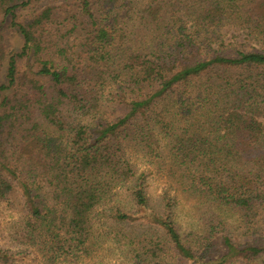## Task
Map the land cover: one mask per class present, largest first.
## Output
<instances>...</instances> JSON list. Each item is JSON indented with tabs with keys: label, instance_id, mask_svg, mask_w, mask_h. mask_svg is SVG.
Returning <instances> with one entry per match:
<instances>
[{
	"label": "trees",
	"instance_id": "1",
	"mask_svg": "<svg viewBox=\"0 0 264 264\" xmlns=\"http://www.w3.org/2000/svg\"><path fill=\"white\" fill-rule=\"evenodd\" d=\"M2 204L0 264H264V0H0Z\"/></svg>",
	"mask_w": 264,
	"mask_h": 264
},
{
	"label": "rangeland",
	"instance_id": "2",
	"mask_svg": "<svg viewBox=\"0 0 264 264\" xmlns=\"http://www.w3.org/2000/svg\"><path fill=\"white\" fill-rule=\"evenodd\" d=\"M45 1V0H44ZM12 32L9 33V35ZM224 39L226 41H239L243 42V34L239 29H233L231 27H226L223 29ZM8 44L10 47H19L21 44L20 39L15 34L9 36ZM143 164L139 165V169H143ZM149 172H146V189L147 194L150 198L151 204H155L157 202L158 196L164 191L169 190L173 193L172 184L170 181L165 178L163 175L155 171V169H148ZM181 210H186L180 205ZM10 209L4 207V205H0V245L3 247H10L12 250H17L18 246L12 242L10 239V222L16 218V214ZM98 248L91 255H84L78 258L77 264H123L126 262L124 249L118 247L113 244L111 241L106 243H98L96 245ZM19 256V253L17 254ZM21 256V253H20ZM24 259H27L29 262L33 260V263L39 262V255H35L34 253H28V256H25ZM28 262V263H29ZM57 264H70L69 262L59 261ZM227 264H238L230 262ZM241 264V263H239Z\"/></svg>",
	"mask_w": 264,
	"mask_h": 264
}]
</instances>
